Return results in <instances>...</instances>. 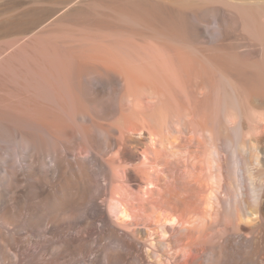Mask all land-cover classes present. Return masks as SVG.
<instances>
[{
	"label": "bare ground",
	"instance_id": "1",
	"mask_svg": "<svg viewBox=\"0 0 264 264\" xmlns=\"http://www.w3.org/2000/svg\"><path fill=\"white\" fill-rule=\"evenodd\" d=\"M233 6L256 41L250 58L208 56L176 33L156 39L213 74L193 88L210 94L199 114L188 59L165 40L148 48L147 27L144 41L111 28L54 47L41 40L29 46L41 52L4 66L22 107L0 117L17 128L0 135V264H264V12ZM129 12L119 16L127 27L154 16ZM49 112L63 115V130Z\"/></svg>",
	"mask_w": 264,
	"mask_h": 264
},
{
	"label": "rangeland",
	"instance_id": "2",
	"mask_svg": "<svg viewBox=\"0 0 264 264\" xmlns=\"http://www.w3.org/2000/svg\"><path fill=\"white\" fill-rule=\"evenodd\" d=\"M136 5H138V6H136ZM233 5H242L243 7L248 8V9H252V10H254V9L258 10L259 9L260 11L264 12V0H0V61H2L1 62L2 65H0V67H2V69H3L5 66V68L7 67L6 68L7 70H10L8 67L13 66V64L16 60V56H18L19 59L21 60V58L23 57V55H21V53L26 54V53H28V51L29 52L34 51L33 49H35V51H40V49H42V47H43V46H41V48H40V41L41 40H42L41 41L42 45L45 44L46 46L47 45L50 46V44H51L50 47H54L55 46L54 44L57 45V44H59V42H60V44H62V42L64 41L63 40L64 36L66 37V35L68 38H65V40H68L70 38V36H72L74 34H75V36H73V37H77L79 35L80 37L78 36V38H82V37H84V35H85V37H88V34H92V37L96 38V37H99V35H100V37H103L105 33L108 36L109 34H107L106 31L109 32L111 30L114 33L110 32L109 36H113V37L114 36L116 37L117 35H120L119 37H121V36H123V34H127V33L131 32V34H133V36L129 34L128 36L125 35L123 37H125V38H127V37L134 38L135 37V39H136L137 38L136 36L140 35V39L138 37L137 40H141V41L147 40L149 38L150 40L149 39L147 40L149 42H145V44L147 47L149 46V44H150V46L152 45L151 50H153V48L155 50H157V48H159L162 45V43L165 39H162V41H159L160 46L155 48V43L157 45H159L158 42H156V41L161 39L160 36H161L162 32L165 31V33L166 32L168 33V34L166 33V35L170 34L171 36L173 33L174 34L176 33L177 35H180L183 38L185 37V39H186V37L189 38V39H186L187 41H189L190 38L195 43H197L199 41L197 44H199V46H201L200 48L202 49L204 54H206L208 52L207 53L208 56L225 57V56H229V55H234V53H235V55H237L238 57L240 55L243 56V57H240L241 60H245L247 57L250 58L251 54H254V52L256 50V46L254 45V43H256V41H253V39L250 38V36L246 33V31L241 29L240 23L238 22L236 12H235V8ZM135 6H136V8H135ZM127 7H129V8H127ZM132 7H134V9ZM123 8L125 11L123 10ZM139 8H140V11H139ZM126 9L129 11H130V9L131 10L133 9V10H136L138 13L140 12V14L138 15L136 11H135L136 13L133 10L130 12L128 11L131 15L133 14L134 17H135V15L137 16V18L143 17L141 19H143L144 22L146 20V17L148 19V18L152 17V14H153L154 16L152 18H150L151 20L152 19L153 20L152 21L147 20L148 22L147 21L146 22L148 24H145L146 22L144 23L141 20V24H142V22L144 23V24H142L143 26L139 25V24L135 25V24L131 23L134 26H131V28H130V25H131L130 24L129 27H127L128 26L127 23L124 22L122 20V18H119V16L121 14H123L124 12L128 13V12H126L127 11ZM141 9H143V10L145 9L144 12L146 11V12H150V13L152 12V13L146 14V12H145L144 14H146V15L143 14L144 16H142L141 13L143 10L141 11ZM115 10H116V12H115ZM121 10L123 11V13ZM113 12L116 14H113ZM131 12H133V13H131ZM149 14H150V16H149ZM261 17H263V16H261ZM137 18H136V20H137ZM262 19H264V17ZM105 20H106V22H105ZM103 21L105 23H103ZM107 22H109V24ZM119 22H121V23H119ZM137 22H140V21L138 20ZM152 22L155 24L153 25ZM97 24L99 26H97ZM102 24H103V26H100ZM151 24L153 26H150ZM155 25L157 26V28ZM118 26H121V27H118ZM124 26H126L127 28L126 29L122 28ZM135 26H137V27H135ZM139 26H141V27H139ZM105 27H108L107 28L108 30ZM142 27H143V29H142ZM162 27H163V29H162ZM101 28H103V30ZM110 28H111V30H110ZM113 28L115 30H118L120 28L121 32L122 31L123 32L122 33L120 32L121 34L120 33L118 34L120 29L118 30V32H115V31H113ZM129 28H130V30H129ZM134 28L137 31L134 30ZM144 28L148 29L147 31H149L150 34L146 31V29L144 30ZM149 28H152V31H151V29L149 30ZM176 28H177V31L175 30ZM104 29H105V31H104ZM165 29L170 30V32L166 31ZM199 29L201 31H203L201 34H199ZM132 30L135 32H133ZM143 30H144V32H142ZM171 30H174L176 32L171 31ZM145 31H146L147 39H146L145 34H144ZM157 31H159V33H157ZM160 31H162V32L160 33ZM223 31H224V33H223ZM153 32H154V35H153ZM155 32H156L157 38H151V37H155ZM82 33H83V35H82ZM115 33H117V35ZM137 33H139V34H137ZM165 33H162V34H165ZM112 34H114V35H112ZM142 35L145 38L142 37ZM151 35H153V36H151ZM148 36H150V37H148ZM37 38L40 39L39 42L38 41L29 42V41L35 40V39L38 40ZM90 38H91V36H90ZM162 38H164V37H162ZM56 39L59 41L57 42ZM151 40L154 41V42H152L154 45L150 42ZM192 40H190V41H192ZM43 41H44V43H43ZM47 41H48V43H47ZM51 41H53V43ZM213 41H216V43ZM248 42L250 43L249 48L242 49V50L238 48V45H244V43H248ZM29 43H31V44H29ZM33 43H34V45L37 43L36 45L39 46L38 48H40V49H38L37 46H35V48L31 47L32 50L29 49V46H31V45L34 46ZM165 43H167V45H164ZM168 43L171 44L172 42L171 41L167 42V40H165V42L163 43L162 46L166 47L169 45ZM172 44H174V43H172ZM172 44H171L172 48H171V46H169V48H171L172 50H176V49H177V51L179 50L177 53H180L181 55L184 54L182 56L185 57L186 59H188L187 64L186 65L184 64L186 67H187L190 59L192 60L191 61L192 63L191 62H190L191 64L189 63L190 66L187 68L185 67V69L187 70V73H188L187 74L185 72L186 76H187L186 80L188 79V81H187L188 85L187 84L186 85L188 88H190L192 90L191 93L190 92L189 93L192 96V98L190 96V100L192 101L191 103L194 106L193 108H196L195 110L198 112V114L202 113V112H204L203 110H205L206 105L209 101V97H210L209 95L210 94H208L209 97L208 96L200 97V96L195 94L194 89H196V86H198L203 79L204 80L206 79V81H207V79L209 80V78H211V77L213 79V74H211V72L208 69H206L204 65L200 64L203 62L201 61V59L199 57H197L198 55L196 56V54L189 53L190 51L188 49L185 50V48H183L182 46H179V45L177 46L176 44H174L175 45V47H174V45H172ZM23 45L25 47L26 46H28V47L25 48ZM17 47L21 48L22 50H23V48H25V50L26 49H28V50H26L27 52H25V50H23L24 51L23 52L21 49L18 50ZM36 48H37V50H36ZM160 48H163V47H160ZM212 48H213V50H212ZM187 50H188V52H187ZM20 51H22V52H20ZM221 51L224 55L221 53ZM228 53H229V55H228ZM230 53H232V54H230ZM12 54H13V56H12ZM31 54H29V55H31ZM186 54H187V56H185ZM32 55H34V54H32ZM193 56L196 59L195 58L193 59ZM13 57H15V59ZM187 57H189V58H187ZM4 58H6V59H4ZM23 59L24 58H22V60ZM79 59H80V57H79ZM13 60H14V62H12ZM195 60H197V61H195ZM17 61L18 60H16L15 64H19V63H17ZM81 61H82V59H81ZM85 61H86V59H85ZM85 61H84V63H85ZM87 62H88V60H87ZM87 62L85 63L86 65H84V64H82V65L89 67V65L91 63L87 64ZM5 63H6V65H4ZM10 64H12V65H10ZM82 65L81 64L79 65L81 67H79L77 65V68H76V66H74V69L77 70L79 67L78 70H80V68H82ZM203 66H204V68H203ZM191 67H192V69L190 71ZM5 68L3 69L4 71L0 70V73H1L0 74V95L2 93V96L3 95L5 96V97H3L4 99L1 98L2 96H0V101L4 100L3 101L4 104H2L3 102H0V106H1L0 117H2V114H3V116H5V117L12 118V117L17 116V114H15V112H11V110L17 109V105H18V108L22 107V105L19 106L20 101H18L19 99L17 98V97H19V95H18L19 92H17V89H16L14 82H12L11 79L8 78V77H10V75L6 74ZM74 69H73V75L72 76L75 75L74 73L78 74L81 71V70L80 71L77 70L76 72H74L75 71ZM194 69H195V71L192 72V70H194ZM200 69H201V71H200ZM1 71L3 72V74H6V75L2 76ZM195 74H197V75H195ZM75 76H76V77H74L75 80L73 79L74 84L77 86V84L81 83L79 86H77L78 88L84 89L85 86L86 87L89 86V83H88L89 81L85 80V79L82 80V78L80 79L81 82L79 81L80 83L79 82L76 83L79 79L76 80L78 77H77V75H75ZM190 76H192V77H190ZM5 78L9 82V84L5 80ZM82 81H85V82L88 81V82H86L87 85L85 82L83 84ZM193 81H195V82H193ZM10 82H11V84H10ZM11 85H13V87ZM194 85H195V87H194ZM90 87L94 88V89H92V91H94V92H97L99 90V88H96V86H94V85L93 86L91 85ZM7 88H9V89H7ZM10 88H12L13 90ZM5 89H7L6 92H4ZM14 89H15V91H14ZM10 90H11V93H13V94H11V93L7 94V92H10ZM14 94L16 95V97H14L15 96ZM193 95H194V97H193ZM14 98H16L15 100L17 102L14 100ZM5 99H7V100L5 101ZM8 100L12 101V102L14 101V102L13 103L8 102ZM5 104L7 106V109H5L6 106L3 107V105H5ZM8 104H11V107L13 105V107H15V108L12 107L11 109L8 110ZM14 105H16V106H14ZM9 107H10V105H9ZM4 112H6V113H4ZM48 114H49L48 115L49 117H51L52 114L53 115L55 114L53 116V117H55V119L58 117L57 119H59V120H58V122H57V120L54 121V126H55V124L57 125V127L55 126L56 130H58V129L60 130V128H61V130H63L64 129L63 127L65 126V123H64L65 121L62 118L63 115L61 113H60L61 114L60 115L59 112H55V113L49 112ZM59 115H60V117H59ZM61 119H63L62 120L63 122L61 121ZM59 121L62 123H60ZM1 122H2V120H0V135H5L8 132L10 134H13L15 131H17L16 130L17 128L14 127L13 123L2 122V125H1ZM50 123L52 124V122H49V124ZM3 124H4V126H3ZM60 124H61V126H60ZM52 126H53V124H52ZM52 126H51V128H52ZM33 130L37 131L39 129H37V128L31 129V131H33ZM43 131L41 132V130H39L38 132L42 133V134L43 133L46 134ZM41 170H42L43 174H45V176H47V165L46 164L44 166H42ZM168 262L170 263V261H168Z\"/></svg>",
	"mask_w": 264,
	"mask_h": 264
}]
</instances>
